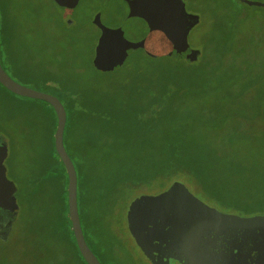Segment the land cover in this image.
I'll return each instance as SVG.
<instances>
[{
    "label": "trees",
    "instance_id": "16d2710c",
    "mask_svg": "<svg viewBox=\"0 0 264 264\" xmlns=\"http://www.w3.org/2000/svg\"><path fill=\"white\" fill-rule=\"evenodd\" d=\"M258 8L264 12V7ZM8 9L0 0V64L14 80L62 102L66 113L63 145L76 171L80 224L101 264L130 263L123 257L126 245L111 222L123 198L125 203L128 194L156 181L170 185L188 178L219 195L240 185L245 190L231 195L235 200L225 204V197L220 199L227 212L264 213L260 161L264 164V152L257 149L264 147V13L248 18L241 11L225 10L221 20L214 19L217 33L207 37L196 60L149 57L141 49L149 64L126 69L124 78L115 80L118 70L97 68L94 54L90 65L100 76L97 79H86L79 71H50L45 66L34 74L35 64L24 58L22 37L10 32L14 28ZM240 21L249 23L242 35ZM217 85L223 88V97L233 101L234 111L208 101L207 94ZM254 88L255 101L245 100L242 95ZM0 89L8 94L1 95L0 101L24 99L41 116H46L44 109L50 113V143L42 150L43 167L27 194L35 198L48 186L57 191L53 203L45 206V202L43 213L29 230L40 234L37 244L53 253L49 264H87L70 227L67 174L53 144L54 110L43 100L16 95L1 84ZM247 120L250 124L245 126ZM217 178L224 189L215 187ZM102 251L107 253L105 262L97 254Z\"/></svg>",
    "mask_w": 264,
    "mask_h": 264
},
{
    "label": "rangeland",
    "instance_id": "374dc122",
    "mask_svg": "<svg viewBox=\"0 0 264 264\" xmlns=\"http://www.w3.org/2000/svg\"><path fill=\"white\" fill-rule=\"evenodd\" d=\"M2 1L8 4L9 16L13 19L14 30L10 32H15L22 37L21 48L25 51L24 58L31 64H35L32 70L34 74L40 71L42 66H45L50 71L61 70L71 74L82 72L85 74L86 79L100 77L93 72L90 65V59L99 35L98 28L92 23V18L104 8V0H77L71 9L59 6L53 0ZM182 1L186 12L198 16V21L188 32L187 43L189 47L199 50L202 49L210 34L215 35L217 33L213 29L214 21L221 20L225 10L229 12L231 10L241 11L248 18H257L264 13L257 6H248L237 0ZM257 1L264 2V0ZM145 5H151L154 14L145 15L143 13ZM113 6L117 9L119 4L115 1ZM139 13L144 22L153 26L166 23L169 16L166 5L150 0L141 4ZM121 14L122 11H120ZM68 20L69 23H67ZM240 23L238 30L239 34L242 35L247 32L249 23L243 21H240ZM1 42L2 35H0ZM109 47L113 54H122L129 51L130 39L127 32L114 29ZM147 61L141 49L135 50L115 67L118 72L113 75V78L122 80L126 69L148 65ZM32 79H35V77ZM262 91H264V87ZM1 95L6 97L8 94L0 89ZM207 95L210 103L226 108L230 112L235 110L232 106L233 101L223 97L222 87L215 86ZM242 96L245 100L254 102L257 91L255 88L249 89ZM25 104L32 106V102L24 99L0 101V148L6 151L3 158L4 175L9 187L15 190L13 195L17 206V213L11 230L6 236L5 242L0 241V264H49L54 257L53 253L46 252L43 247L37 244V241L41 240V235L32 233L29 227L35 224L37 217L43 213L45 202V206H47V202L48 205L50 202L53 203L52 200L57 189L48 186L35 198L27 194V191L31 193L34 177L38 175L43 167L41 162L42 150L50 143L51 121L50 117L48 118L50 113L48 109H44L46 116L43 117L37 110H32L31 107ZM247 111H251V108ZM248 121L245 122V126L250 124ZM257 149H262L264 152L263 146ZM260 161L261 166L264 168L262 158ZM217 180L218 184L215 183V187L218 190L224 189L225 184L219 181L218 178ZM181 181L194 196L222 212H227V207L222 202L225 204L232 202L235 198L231 195H235L242 188L244 189V187L237 185L234 189L227 191L226 194L222 193L221 196L212 193L210 189L202 187L199 183L195 184L188 178H182ZM168 186L169 184L165 182L156 181L147 189H142L131 195L128 194L125 203L124 198L122 199L120 212L116 214L111 226L126 245L127 255H123V257L125 256V259L130 260L129 264H150V262L143 256L128 231L126 224L128 204L138 195L156 194ZM221 197H225L222 202L220 201ZM81 223L84 227L85 222L82 215ZM101 248H104V244L101 245ZM97 254L101 261L105 262L107 253L102 251L101 253L97 252Z\"/></svg>",
    "mask_w": 264,
    "mask_h": 264
},
{
    "label": "water",
    "instance_id": "95a60500",
    "mask_svg": "<svg viewBox=\"0 0 264 264\" xmlns=\"http://www.w3.org/2000/svg\"><path fill=\"white\" fill-rule=\"evenodd\" d=\"M53 1L60 6L74 7L77 0ZM115 1L119 4L117 9L113 6ZM146 1L149 0H104V8L92 18V23L99 30L93 51V63L97 68L114 70L129 53L137 49H143L149 57L167 56L187 62L197 59L200 50L188 46L187 35L198 21V16L187 13L182 0H150L166 5L169 11L166 23L153 26L144 22L139 13L141 4ZM238 1L248 6L264 7L262 1ZM143 13L147 16L154 14L151 5H145ZM114 29L127 32L129 51L122 54L110 51ZM0 84L16 95L43 100L53 108L56 117L53 144L67 174L70 227L84 261L87 264H101L87 245L80 224L76 171L63 145L66 113L62 102L50 93L14 80L1 64ZM0 185L9 192L8 197H2L3 193L0 192L1 199L10 198L13 188L9 187L4 171L0 175ZM4 193L7 194L6 191ZM7 203L16 206L12 198ZM126 224L135 244L150 264H213L226 250H231L233 242L243 238L254 241L257 236L255 248L264 259V213L241 216L219 211L194 196L180 180L171 182L156 194H142L134 198L126 209Z\"/></svg>",
    "mask_w": 264,
    "mask_h": 264
},
{
    "label": "flooded vegetation",
    "instance_id": "af4514ba",
    "mask_svg": "<svg viewBox=\"0 0 264 264\" xmlns=\"http://www.w3.org/2000/svg\"><path fill=\"white\" fill-rule=\"evenodd\" d=\"M67 8L71 9L72 7H67ZM67 23H69V20L67 21ZM4 155H6L5 149L0 148V175L3 173V171H5L4 170L5 167L3 165ZM4 191H6L7 194L4 193ZM0 192L3 193L2 197L9 195V192L7 190H4V188L1 187V185H0ZM14 192L15 190L13 188V192L10 193V198L12 199H14V195H13ZM2 197H0V237L4 238L9 234L11 230V226L14 222V218L17 213V207L16 206L14 207L10 203H7V201H9L10 198H6V200H4L1 199ZM228 213H232V212H228ZM258 238L259 236H257V238L255 237L254 241L244 240V238L242 240L238 239L236 242L232 243L231 250L229 251L226 250L225 254L219 257L213 264H264V259L261 258V253H259V251L255 248V243L257 241L256 239Z\"/></svg>",
    "mask_w": 264,
    "mask_h": 264
}]
</instances>
